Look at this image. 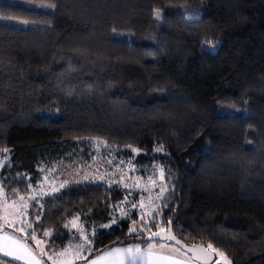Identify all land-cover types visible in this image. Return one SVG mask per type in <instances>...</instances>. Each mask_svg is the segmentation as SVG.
<instances>
[{
  "label": "trees",
  "instance_id": "trees-1",
  "mask_svg": "<svg viewBox=\"0 0 264 264\" xmlns=\"http://www.w3.org/2000/svg\"><path fill=\"white\" fill-rule=\"evenodd\" d=\"M189 4L200 18L181 16ZM0 18L29 23L0 24L6 197L26 195L36 166L86 139L160 148L171 185L162 216L176 209L175 235L230 264H264V0H0ZM121 197L116 187L68 186L31 212H40L35 233L49 230L57 252L69 218L105 221ZM140 237L112 227L82 262Z\"/></svg>",
  "mask_w": 264,
  "mask_h": 264
},
{
  "label": "rangeland",
  "instance_id": "rangeland-1",
  "mask_svg": "<svg viewBox=\"0 0 264 264\" xmlns=\"http://www.w3.org/2000/svg\"><path fill=\"white\" fill-rule=\"evenodd\" d=\"M23 5L41 11H53L52 7L29 3ZM190 6L189 4L179 10L181 16L187 21L200 18L203 14L202 10L198 8L188 11ZM157 12L161 15V11H155V18ZM0 24L22 29L29 26L26 21L2 18H0ZM119 38H125V36ZM214 50L211 47L209 49L211 52ZM97 141L101 140L96 138L83 140L80 142V148L73 155L36 166L37 174L35 177L33 176L35 181L30 184L29 192L26 195L10 198L0 191V226H4L0 231V236L11 233L16 237L26 239L34 253V255L25 253L26 258L20 260H14L11 256H3L0 253V264H80L83 259H87L91 251H83L80 259H74V255L71 253L67 256H62L61 253L70 244L75 248L77 244L84 243L81 231L91 241L88 247L92 250L94 238L102 232L109 231L112 227H120L125 224L128 235L142 237H148L154 231H161V226L164 231L166 230L168 220L163 219L162 208L165 198L171 190V185L161 163L154 157V155L163 154L161 150L157 151L160 148H155L151 153L138 149L134 152L132 147H117L108 144L106 146L105 143L97 144ZM4 149H8V152L5 153ZM10 158V148L0 149V169L9 163ZM24 177L31 179L32 174L26 173ZM81 183L97 184L106 188L116 187L122 192L120 200L110 206V212L105 221L87 223L79 216L69 218L63 227L70 238L65 246L57 252H50L47 249L49 238L52 235L49 230L43 231L39 236L36 235L37 240L41 241L39 245L28 239L25 233L19 230L24 228L27 233L36 232V223L40 219V212L36 214H31V212L39 209L44 201L52 198L64 188ZM61 184L64 186L60 187ZM53 187L58 190L53 192ZM162 189L166 190L162 191ZM113 220L116 222L113 223ZM14 226L16 227L15 231L13 230ZM133 228L136 231H131ZM145 229H150V231ZM46 232L49 235L45 236ZM149 243L158 245V247L160 243H165L168 247L164 249L181 253V250L171 243L146 242L147 245ZM13 248L23 253L22 249H15V246ZM215 255L212 264H230L223 255L219 253H215Z\"/></svg>",
  "mask_w": 264,
  "mask_h": 264
},
{
  "label": "snow or ice",
  "instance_id": "snow-or-ice-1",
  "mask_svg": "<svg viewBox=\"0 0 264 264\" xmlns=\"http://www.w3.org/2000/svg\"><path fill=\"white\" fill-rule=\"evenodd\" d=\"M156 18L159 19L160 15L157 12L156 13ZM99 143H105L103 141H97V144ZM107 146V145H106ZM162 150V149H157V151ZM5 153L8 152V149L3 150ZM135 152L136 149H133ZM64 185L61 184L60 187H63ZM55 187H53V192L57 191ZM166 189H162L164 191ZM2 191V189H0ZM135 207V205H133ZM116 221L113 220V223ZM4 226H0V231H2ZM105 227H108V225H105ZM13 230H16V227L14 226ZM20 231L25 233L28 239H31L39 245L41 243L40 240H37L36 238V233L35 231L31 233H27V230L24 228H20ZM146 231H150V229H145ZM131 231H136L135 228L131 229ZM161 231H164L163 226H161ZM45 236L49 235V233H45ZM81 235L84 236V243L82 244H77L75 248H73L70 244L68 248H65L64 251L61 253L62 256H67L68 254H73L74 259H80L81 253L85 250L91 251V248L88 247V245L91 244V241L87 239L85 233L81 231ZM156 233H152L151 236L148 237L149 241H151L153 238L156 237ZM174 239L173 236L169 235L166 237H160V240H172ZM177 243H179L177 241ZM13 246H15V249H22L23 253L20 251L14 250ZM168 247L165 243H160L159 248L164 249ZM211 247V245H209ZM155 245L152 243H149L146 248H142L141 246H133V247H128V248H114L110 250L107 253H104L102 256L95 258L92 261H89V264H99V262L105 260V258H110L112 261V264H162L163 261L170 259L167 254L163 252H156L154 251ZM43 251V249H41ZM0 253H2L3 256H11L12 259L14 260H20V259H25V253H32L31 248L27 244L26 239H21L19 237H16L12 235L11 233L4 234L3 236H0Z\"/></svg>",
  "mask_w": 264,
  "mask_h": 264
},
{
  "label": "water",
  "instance_id": "water-1",
  "mask_svg": "<svg viewBox=\"0 0 264 264\" xmlns=\"http://www.w3.org/2000/svg\"><path fill=\"white\" fill-rule=\"evenodd\" d=\"M175 221H176V209L174 211L173 217L167 222L166 230L165 231H154L153 233H156L157 235L151 241H161V242L171 243L177 248H179L186 255H188L190 259L197 264H212L216 257L215 253L203 244L188 243L178 238L173 231V224ZM169 235L173 236L174 239L163 240V241L160 240V237H166ZM148 237H140L138 238V240L141 242H149ZM177 241L179 243H177Z\"/></svg>",
  "mask_w": 264,
  "mask_h": 264
},
{
  "label": "crops",
  "instance_id": "crops-1",
  "mask_svg": "<svg viewBox=\"0 0 264 264\" xmlns=\"http://www.w3.org/2000/svg\"><path fill=\"white\" fill-rule=\"evenodd\" d=\"M138 245L141 246L142 248H146L147 247L146 243L138 244ZM133 246H137V244L131 243V244H128V245L107 248L103 252L91 257L90 259L84 260L85 262L83 261L80 264H89V261H92L95 258L102 256L104 253H107V252H109L110 250H112L114 248H128V247H133ZM168 250L169 249H160L158 247V245H155L154 251H156L158 253L159 252H163V253L167 254V256L170 257V259L163 261L162 264H197V263L193 262L190 259V257L188 255H186L182 251L180 253V252H177V251H173V250L168 251ZM99 264H112V261H111L110 258H105V260L99 262Z\"/></svg>",
  "mask_w": 264,
  "mask_h": 264
}]
</instances>
